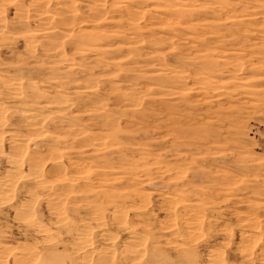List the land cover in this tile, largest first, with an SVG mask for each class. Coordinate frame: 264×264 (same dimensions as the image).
Segmentation results:
<instances>
[{
    "label": "rangeland",
    "instance_id": "obj_1",
    "mask_svg": "<svg viewBox=\"0 0 264 264\" xmlns=\"http://www.w3.org/2000/svg\"><path fill=\"white\" fill-rule=\"evenodd\" d=\"M0 264H264V0H0Z\"/></svg>",
    "mask_w": 264,
    "mask_h": 264
},
{
    "label": "bare ground",
    "instance_id": "obj_2",
    "mask_svg": "<svg viewBox=\"0 0 264 264\" xmlns=\"http://www.w3.org/2000/svg\"><path fill=\"white\" fill-rule=\"evenodd\" d=\"M183 1V0H182ZM185 2H187V1H185ZM256 7V6H255ZM257 9V8H256ZM218 91V90H217ZM55 162V161H54ZM195 217V216H194ZM193 228V227H192ZM196 229V228H195ZM194 228H193V230H195ZM194 233V232H193ZM103 236V235H102ZM134 244H138V243H134ZM143 249V248H142Z\"/></svg>",
    "mask_w": 264,
    "mask_h": 264
}]
</instances>
